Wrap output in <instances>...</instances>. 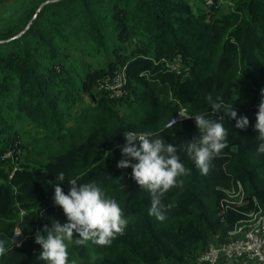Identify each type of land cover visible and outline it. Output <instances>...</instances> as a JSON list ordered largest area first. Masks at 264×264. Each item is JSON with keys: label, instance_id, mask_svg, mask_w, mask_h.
I'll return each instance as SVG.
<instances>
[{"label": "trees", "instance_id": "trees-1", "mask_svg": "<svg viewBox=\"0 0 264 264\" xmlns=\"http://www.w3.org/2000/svg\"><path fill=\"white\" fill-rule=\"evenodd\" d=\"M229 1L227 10L189 0H12L1 8L0 240L9 251L0 264H46L34 239L45 224L67 222L54 204L59 172L66 194L70 179L95 181L128 220L111 246L76 245L74 234L69 264H188L211 235L264 213V154L254 129L264 89V0ZM178 56L176 73L169 65ZM123 67L126 96L98 90ZM209 93L249 125L238 129L217 114L228 147L207 175L180 153L191 175L165 194L166 219L158 221L131 168H117L124 132H152L174 145L191 140L194 118L166 124L181 107L188 117L211 116ZM74 106L81 113L67 125L64 113ZM10 148L16 157H3Z\"/></svg>", "mask_w": 264, "mask_h": 264}, {"label": "clouds", "instance_id": "clouds-1", "mask_svg": "<svg viewBox=\"0 0 264 264\" xmlns=\"http://www.w3.org/2000/svg\"><path fill=\"white\" fill-rule=\"evenodd\" d=\"M207 100L212 115L186 117L194 118L198 135L180 145L167 143L152 132H124L125 144L121 147L123 159L118 161L117 168H131V178L140 189L150 194L149 215L158 221L166 219L168 206L163 203L165 194L173 188L182 187V177L191 175V170L181 161L180 153H185L201 174L207 175L213 167V160L228 147V129L223 123L225 117L217 114L226 113L236 121L235 127L238 129H246L249 125L248 118L238 117L221 95L214 98L209 93ZM254 129L260 142L257 152L264 154V89H261ZM56 180L54 204L62 209L67 222L54 221L50 226L45 224L42 231H37L34 242L41 248L39 260L46 264H69L68 247L73 242L74 234L79 237L74 241L76 245L91 241L102 247L111 246L117 237L124 235L128 224L124 209L115 199L107 197L95 181L78 183L77 179H70L66 194L60 186L65 181L64 172H59ZM20 234L16 232L17 236ZM8 251L5 241L0 240V258Z\"/></svg>", "mask_w": 264, "mask_h": 264}, {"label": "built area", "instance_id": "built-area-1", "mask_svg": "<svg viewBox=\"0 0 264 264\" xmlns=\"http://www.w3.org/2000/svg\"><path fill=\"white\" fill-rule=\"evenodd\" d=\"M201 2V5L205 8L215 5H225L226 7L232 5L231 1L223 3L221 0L216 2L215 0H202ZM181 66L180 57L178 56L176 61L169 65V68L179 73ZM126 85L127 78L123 67L116 71L112 77L103 79L98 86V90L107 93L110 98L120 99L126 96ZM260 100L261 96L258 98V105ZM186 117H188L187 111L181 107L166 126ZM222 256L246 259L251 261V264H264V213L249 215L246 220L238 223L233 230L225 235H211L205 250L188 264H217Z\"/></svg>", "mask_w": 264, "mask_h": 264}, {"label": "rangeland", "instance_id": "rangeland-1", "mask_svg": "<svg viewBox=\"0 0 264 264\" xmlns=\"http://www.w3.org/2000/svg\"><path fill=\"white\" fill-rule=\"evenodd\" d=\"M198 1H202V0H198ZM10 2L12 3V0H6V2L4 4H1L0 5V10H1V8L4 9V8L10 6L11 5ZM200 3L202 4V2H200ZM88 53L91 54V52H88ZM67 54H69V53H67ZM73 57H74V55H73ZM72 61L75 62V61H77V59L74 58ZM67 65H69V64H67ZM116 108H117V111L119 112V114H122V113H124L126 111V109L122 106L121 103L119 105H117ZM81 110H82V108L80 106H74L72 108V110L64 113L65 114V119H66L67 125H70L72 123V121L78 116V114L81 113ZM18 128L20 129L21 127H18ZM22 129H25V128H22ZM22 139L23 140L27 139L26 133H23ZM18 151L19 150H16V154H15L14 151H13V148H10V149H8L7 151L4 152V156L3 157L15 158L16 155H17V153H18ZM18 162L19 163L23 162V157L22 158L19 157V161ZM16 165H17V163H15V162L12 164L13 167H15ZM16 232H19V231L16 230ZM19 236H20L19 239L21 240V235H19ZM20 240H19V242H20Z\"/></svg>", "mask_w": 264, "mask_h": 264}, {"label": "crops", "instance_id": "crops-1", "mask_svg": "<svg viewBox=\"0 0 264 264\" xmlns=\"http://www.w3.org/2000/svg\"><path fill=\"white\" fill-rule=\"evenodd\" d=\"M190 2H198V0H189ZM223 3L228 2L229 0H221ZM222 10H227L228 8L223 5ZM217 264H251V261H248L246 259H238V258H233V257H227V256H222L218 260Z\"/></svg>", "mask_w": 264, "mask_h": 264}, {"label": "water", "instance_id": "water-1", "mask_svg": "<svg viewBox=\"0 0 264 264\" xmlns=\"http://www.w3.org/2000/svg\"><path fill=\"white\" fill-rule=\"evenodd\" d=\"M19 238L20 236H17L16 233H14L12 243H15V244L19 243V240H20Z\"/></svg>", "mask_w": 264, "mask_h": 264}]
</instances>
